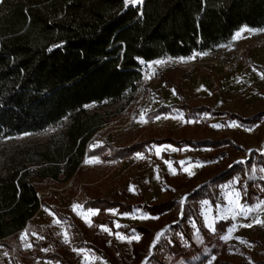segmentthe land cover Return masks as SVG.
<instances>
[{"label": "trees", "instance_id": "16d2710c", "mask_svg": "<svg viewBox=\"0 0 264 264\" xmlns=\"http://www.w3.org/2000/svg\"><path fill=\"white\" fill-rule=\"evenodd\" d=\"M244 26L264 28V0H143L142 4L128 7L123 0H1L0 138L56 129L42 141L19 145L12 152L0 151V247L9 253L13 264H36L19 238L21 231L31 227L43 205L34 180L67 182L81 173L85 158L118 162L152 146L210 149L216 154L223 152V145L234 146L223 139L171 137L151 138L127 147L92 148L91 142L136 100L143 64L214 51ZM256 68L264 73L263 68ZM160 81L172 88L181 102L159 106L148 114L150 118L180 113L191 119L209 114L247 127L264 118V110L244 118L195 105L183 100V91L173 79L160 74ZM253 166L264 173V151L252 150L248 160L220 171L189 194L184 203L168 199L134 205L98 197L84 206L99 214L114 209L121 214L143 209L153 217L169 212L180 214L182 210L179 223L171 228L175 234L154 247V264H166L161 258L164 255L191 259L203 254L202 261H206L203 249L198 248L190 234V220L199 228L210 253L216 256L214 264H222L221 256H226L229 248L220 237L232 223L221 220L216 232L211 233L205 226L201 203L209 201L216 207L220 187L235 178L245 180L244 185L239 182L238 188L246 204L264 200V176L256 180L247 177ZM59 217L71 226L79 246L118 264L116 248L108 246L100 235H91L90 227L78 216L70 213ZM97 222L113 229L109 219ZM118 230L140 235L132 250L134 261L139 263L150 251L154 231L140 225ZM178 233L189 241L188 247L182 245ZM48 234L42 246L50 250L55 242ZM38 244L33 243V248L38 249ZM54 249L44 258L72 264L66 249L60 245Z\"/></svg>", "mask_w": 264, "mask_h": 264}, {"label": "rangeland", "instance_id": "374dc122", "mask_svg": "<svg viewBox=\"0 0 264 264\" xmlns=\"http://www.w3.org/2000/svg\"><path fill=\"white\" fill-rule=\"evenodd\" d=\"M252 30L256 31L243 32L240 38H235L237 31L227 44L210 52L212 56L209 58L213 61L220 53L229 56L232 66L228 70L222 69L217 63L212 65L209 62L207 65H199L193 71L187 72L169 64L166 58L156 60L165 61L162 64H156V61L143 64L142 80L135 92L136 100L130 104L128 110L117 114L91 142L92 148L103 145L125 147L150 138L161 139L170 136L177 140L223 139L232 142L234 146L223 145V152L220 154L210 149L152 146L144 153L135 154L127 160L118 162L85 158L81 173L67 182L50 184L46 181L34 180L39 185V195L43 205L33 218L31 227L27 231H21L19 238L23 249L34 258L36 264H60L44 258L48 252L59 245L66 249V256L72 264H113L92 252L91 249L79 246L80 242L73 235L71 226L59 217L70 213L78 216L83 222L85 219L89 220L91 226L85 223L90 227L91 235H100L106 239L108 246L116 248L115 253L112 250L111 253L116 254L118 264H154L153 255L156 253L153 250L154 247L162 239L175 234L172 233L171 228L179 223L182 210L180 214L169 212L159 217L150 216L143 209H135L132 213L125 214L114 209L99 214L98 210L87 209L84 204L98 197L110 201H125L134 205L152 204L168 199L184 203L189 194L209 182L220 171L234 163H244L248 160L252 150L263 153L264 118L260 123L247 127L235 121H227V118L223 116L211 117L209 114H202L191 119H185L180 113L155 118L148 116L161 105L181 102L177 93L160 81V74L173 79L184 93L183 100L195 105L206 106L213 111L234 113L244 118H251L262 112L264 110V73L256 66L264 69V28ZM142 113L147 123L139 122ZM212 125L221 127L214 128ZM55 130L52 128L43 133L0 138V151L12 152L19 145L42 141ZM157 148L165 150L157 155ZM263 176V171L257 166H253L247 172V177L252 180ZM192 177L195 178L189 181L188 179ZM239 182L244 185L245 180L235 178L220 187V197L216 207H213L209 201H203L201 214L207 229H209L208 221H213L215 230L209 229L211 233L216 232V224L221 220H230L232 223L220 237L229 248L227 255L221 256L222 264H264V223L255 222L257 219L264 222V208H257L258 205H264V200L254 205L246 204L238 188ZM230 191L240 193L241 205L257 210L248 213L246 217L239 215L232 218L227 212L229 208L227 193ZM73 205H79L80 208L74 211ZM89 211H94L96 214L88 216ZM78 212L81 215H78ZM100 219L111 220L113 229L99 224L97 221ZM249 224L251 227H245ZM131 225L145 226L155 233L148 255L139 263L134 261L132 250L133 246L139 243L140 235L125 234L118 230ZM189 227L193 241L198 248L203 249L207 257L206 261H202L203 254L202 256L197 254L191 259L164 255L161 256L162 260L166 264H214L216 256L210 253L203 235L193 220L189 221ZM104 228L109 231H103ZM65 232L69 243L64 242ZM48 233L55 242L50 250L42 246L45 235ZM161 233L162 235L157 239L158 234ZM229 233H231L230 239H222ZM177 235L181 237L184 247L190 245L186 238H182L181 233ZM118 236L124 239L121 240L117 238ZM136 237L139 239L137 240ZM35 242L39 243L38 249L33 248ZM85 256L89 259L85 260ZM0 264H13L9 253L2 247H0Z\"/></svg>", "mask_w": 264, "mask_h": 264}, {"label": "snow or ice", "instance_id": "6c2138e0", "mask_svg": "<svg viewBox=\"0 0 264 264\" xmlns=\"http://www.w3.org/2000/svg\"><path fill=\"white\" fill-rule=\"evenodd\" d=\"M124 2V6L125 7H128V6H137L139 4H142L143 3V0H123ZM256 30H252V29H249L247 28V26H244L242 29H240L236 34H235V38H240L242 33L243 32H254ZM60 45H57V47H59ZM198 55H206V53H202V54H198ZM190 59H195V57H191ZM156 64H162V63H165V61H156L155 62ZM182 119V117H181ZM141 123H147V120L144 119V115L143 113L141 114L140 116V121ZM189 123H191V121H188ZM230 127H234L236 125H229ZM212 127L214 128H217V127H221L219 125H212ZM165 149L164 148H157L156 149V154L159 155L160 152L164 151ZM173 151H175L176 149H172ZM142 158V157H141ZM96 163H99V161H95ZM88 163H92V161H88ZM187 170V169H185ZM175 174V173H173ZM189 175H192V173H189ZM228 195V203H229V208L227 209V212L231 215L232 218H235L236 216H239V215H244L245 217L247 216L248 213L252 212V211H255L257 209H253V208H250V207H245L243 205L240 204V193L239 192H235V191H230L227 193ZM207 203V202H205ZM78 208H80L79 205H73V210L76 211ZM257 208H264V205H258ZM51 214V213H50ZM78 215H81V213H77ZM96 213L94 211H89L87 213L88 216H92V215H95ZM82 218H84L82 216ZM143 219H147V217H142ZM56 223H59V221H55ZM85 222L89 224V226H91V222L87 219H85ZM256 223H264V222H261L260 220H256L255 221ZM210 230H215L214 229V226H213V221L212 220H209L208 221V225ZM117 227H119V225H117ZM245 227H251V224L249 225H245ZM103 231H106L108 232L109 230L107 228H104ZM162 235L161 234H158L157 236V239H159V236ZM117 238L123 240L124 237L122 236H118ZM231 238V233H229L228 235L226 236H223L222 239L224 240H228ZM136 239L138 240L139 237H136ZM64 242L65 243H69V238H68V235L67 233L65 232L64 233ZM131 242V241H129ZM28 247H31V245H28ZM74 251H79V250H76L74 249ZM89 258L87 256H85V260H88Z\"/></svg>", "mask_w": 264, "mask_h": 264}, {"label": "built area", "instance_id": "2783aa9c", "mask_svg": "<svg viewBox=\"0 0 264 264\" xmlns=\"http://www.w3.org/2000/svg\"><path fill=\"white\" fill-rule=\"evenodd\" d=\"M206 55H198L202 54L200 52H193L189 56H181L175 58H166V61L173 66L190 72L193 71L199 65H207L209 62L213 65L217 63L224 70L231 69L232 61L229 56L224 53H220L215 57V61L211 60L209 56H212L210 52H205ZM191 57H195V59H190Z\"/></svg>", "mask_w": 264, "mask_h": 264}, {"label": "crops", "instance_id": "0c3cea01", "mask_svg": "<svg viewBox=\"0 0 264 264\" xmlns=\"http://www.w3.org/2000/svg\"><path fill=\"white\" fill-rule=\"evenodd\" d=\"M169 78V77H168ZM171 79V78H170ZM175 82V81H174ZM176 83V82H175ZM164 84V83H163ZM165 85V84H164ZM166 86V85H165ZM168 87V86H167ZM180 87V86H179ZM170 88V87H169ZM183 95H184V93H183ZM164 116H168V115H164ZM155 118V117H154ZM168 137H170V136H168ZM166 138V137H165ZM172 138V137H171ZM151 139V138H150ZM153 139V138H152ZM162 139V138H161ZM174 139V138H173ZM177 140V139H176ZM178 140H180V139H178ZM160 146H162V145H160ZM169 146V145H168ZM125 147H127V146H125ZM173 148H175V147H173ZM148 149V148H147ZM177 149V148H176ZM138 154V153H137ZM135 155V154H134ZM132 157V156H131ZM129 159V158H128Z\"/></svg>", "mask_w": 264, "mask_h": 264}]
</instances>
